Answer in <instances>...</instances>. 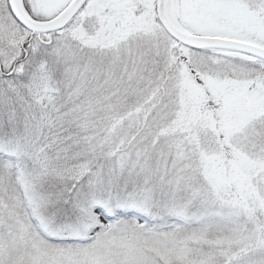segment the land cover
I'll list each match as a JSON object with an SVG mask.
<instances>
[{"label":"snow or ice","instance_id":"6c2138e0","mask_svg":"<svg viewBox=\"0 0 264 264\" xmlns=\"http://www.w3.org/2000/svg\"><path fill=\"white\" fill-rule=\"evenodd\" d=\"M0 264H264V0H0Z\"/></svg>","mask_w":264,"mask_h":264}]
</instances>
